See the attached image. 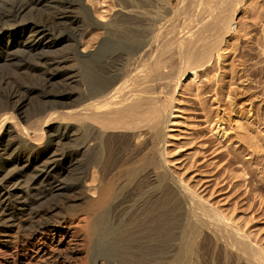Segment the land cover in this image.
Segmentation results:
<instances>
[{"label":"bare ground","instance_id":"bare-ground-1","mask_svg":"<svg viewBox=\"0 0 264 264\" xmlns=\"http://www.w3.org/2000/svg\"><path fill=\"white\" fill-rule=\"evenodd\" d=\"M115 2L103 21L84 0H0V68L42 89L75 85L42 92L28 112L36 86L0 81V240L18 252L32 241L27 264H264L165 159L187 81L218 69L223 89L264 60V2ZM68 30L78 32L73 54L52 57Z\"/></svg>","mask_w":264,"mask_h":264},{"label":"rangeland","instance_id":"rangeland-1","mask_svg":"<svg viewBox=\"0 0 264 264\" xmlns=\"http://www.w3.org/2000/svg\"><path fill=\"white\" fill-rule=\"evenodd\" d=\"M84 1L103 21H108L119 9L115 0ZM259 2L264 0H248V10ZM240 17L248 21L246 13ZM261 34L262 31L259 36ZM64 36L68 40L59 39L62 43L52 50V57L73 54L78 32L68 30ZM254 41L257 43L258 39ZM247 49L243 48V56L248 54ZM230 50L228 52H233ZM242 55L232 57L238 60ZM263 67L264 60L260 56L251 59L245 68L239 67L245 69L246 77H228L223 89L218 82L223 73L218 69L203 74L194 84L187 81L177 116L166 131L165 159L179 185L210 208L222 212L233 227L264 251V71L260 70ZM20 73L14 67H1L0 81L11 75L27 86H36L38 92L28 99V112L32 111L33 99L42 92L74 91V84L65 86L61 79L42 89L39 84H30V79ZM246 78L250 79L246 81ZM74 171L75 176H82L84 168L77 163ZM89 179L87 176L85 182ZM88 185L92 186L90 180ZM89 188L93 193V188ZM30 243L32 241H22L18 252L0 240V264H27L29 255L24 245Z\"/></svg>","mask_w":264,"mask_h":264}]
</instances>
